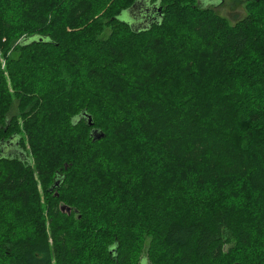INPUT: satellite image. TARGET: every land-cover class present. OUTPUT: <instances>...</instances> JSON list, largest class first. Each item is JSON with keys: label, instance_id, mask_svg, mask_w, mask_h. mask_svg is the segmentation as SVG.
Segmentation results:
<instances>
[{"label": "trees", "instance_id": "trees-1", "mask_svg": "<svg viewBox=\"0 0 264 264\" xmlns=\"http://www.w3.org/2000/svg\"><path fill=\"white\" fill-rule=\"evenodd\" d=\"M136 1L0 0V264H264V0Z\"/></svg>", "mask_w": 264, "mask_h": 264}, {"label": "rangeland", "instance_id": "rangeland-1", "mask_svg": "<svg viewBox=\"0 0 264 264\" xmlns=\"http://www.w3.org/2000/svg\"><path fill=\"white\" fill-rule=\"evenodd\" d=\"M149 4L151 5L150 1H149ZM197 4L212 8L217 14L224 17L230 24H233L236 20L241 19L242 17L246 15V10L244 6L245 0H222L221 3H220V0H197ZM130 17H131V14L128 12L127 13L123 12L121 15H119V18L124 21H127ZM108 32L109 30L106 29L105 32L102 34V37H106ZM1 61H2V67H3L4 61L3 60ZM5 75H7L6 72H5ZM12 105H13V110L15 111L14 107L16 106V104H12ZM25 145L28 148L27 142H25ZM61 210L66 212L65 209L61 208ZM42 215L45 218L47 217L45 210H43ZM142 255L144 256V253ZM141 264H149V263L145 260L144 262H141Z\"/></svg>", "mask_w": 264, "mask_h": 264}, {"label": "water", "instance_id": "water-1", "mask_svg": "<svg viewBox=\"0 0 264 264\" xmlns=\"http://www.w3.org/2000/svg\"><path fill=\"white\" fill-rule=\"evenodd\" d=\"M157 9V12L160 13L161 8L157 5L149 4V0H138L132 4L131 9L129 8L126 13H130L131 17L127 20L131 28H135L136 31L145 29L150 25L151 22L156 20V16L153 15V12ZM88 125H92L91 117L88 116ZM91 135L93 139H99L103 137V133L97 129L91 130ZM63 209V208H62ZM69 210V208H67Z\"/></svg>", "mask_w": 264, "mask_h": 264}, {"label": "flooded vegetation", "instance_id": "flooded-vegetation-1", "mask_svg": "<svg viewBox=\"0 0 264 264\" xmlns=\"http://www.w3.org/2000/svg\"><path fill=\"white\" fill-rule=\"evenodd\" d=\"M11 145V144H10ZM3 147V146H2Z\"/></svg>", "mask_w": 264, "mask_h": 264}]
</instances>
